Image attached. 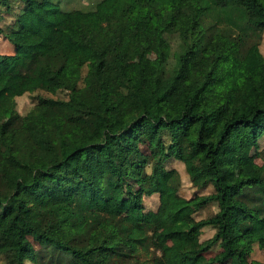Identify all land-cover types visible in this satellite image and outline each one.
<instances>
[{"label":"trees","instance_id":"1","mask_svg":"<svg viewBox=\"0 0 264 264\" xmlns=\"http://www.w3.org/2000/svg\"><path fill=\"white\" fill-rule=\"evenodd\" d=\"M82 1L0 0V264H264V0Z\"/></svg>","mask_w":264,"mask_h":264},{"label":"rangeland","instance_id":"2","mask_svg":"<svg viewBox=\"0 0 264 264\" xmlns=\"http://www.w3.org/2000/svg\"><path fill=\"white\" fill-rule=\"evenodd\" d=\"M52 1H57V0H52ZM76 4L79 2L81 6L83 7H88L90 4L84 1H78L75 0ZM53 21V18H51ZM10 19L6 18L1 21L2 25H5L6 23H9ZM51 21V20H50ZM32 35H37L41 39L46 40L49 39V37L53 36V25L52 24H47L43 27H36V26H28L24 29V31L21 34V39L26 40ZM77 35L76 30H70L66 35H65V40L62 46V51L67 53V54H72L76 56L77 58H80V60L84 59V55H86V50L82 48H78V46L75 43V38ZM57 43L56 40H53L51 43L46 44V42L42 45L41 51L44 53H49L53 47V44ZM12 52V45L6 41L4 38L0 36V53L3 54H9ZM153 68V60L149 55H145L140 62L134 61L131 66L130 70L132 71L133 74L139 75L141 71H147L150 72ZM148 142L145 141L143 143L144 147H148ZM259 151H255L253 149H250L249 144L242 145V154L241 157H236L234 160V166L236 169L242 168L245 166V157L246 155H251L254 157L259 163L264 162V143H261ZM186 168L187 172L190 175V178L192 182L194 183H200L203 180L206 179L208 176V173L206 171L202 170V164L201 161L197 158L191 159L187 161L186 163ZM100 206L105 209H112V206L105 205L102 202H99ZM166 206H163L159 210L158 214V220L156 223H158V226L156 228V232L153 236L154 244L155 247H158L160 244H190L195 246V241L193 236H177V235H172L170 233V220L168 216V210L166 211L165 209ZM107 228L105 226L100 227L97 231L95 236L99 238L102 234L107 232ZM207 235V232L205 233ZM211 254V253H209ZM252 258L257 259V260H264L263 255L261 251L258 248H255L253 253H252ZM156 264H163V262L160 260V258H156Z\"/></svg>","mask_w":264,"mask_h":264}]
</instances>
